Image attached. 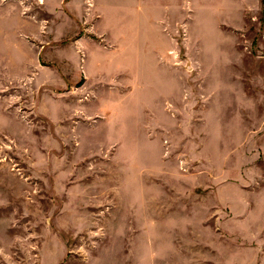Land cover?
<instances>
[{
    "label": "rangeland",
    "instance_id": "374dc122",
    "mask_svg": "<svg viewBox=\"0 0 264 264\" xmlns=\"http://www.w3.org/2000/svg\"><path fill=\"white\" fill-rule=\"evenodd\" d=\"M244 1L149 0L138 73L99 93L68 38L28 36L0 94V264H264V0Z\"/></svg>",
    "mask_w": 264,
    "mask_h": 264
},
{
    "label": "crops",
    "instance_id": "0c3cea01",
    "mask_svg": "<svg viewBox=\"0 0 264 264\" xmlns=\"http://www.w3.org/2000/svg\"><path fill=\"white\" fill-rule=\"evenodd\" d=\"M235 1L242 8L246 6L244 0ZM44 7L52 14H60L61 20L50 18L46 23L44 20L29 23L20 3L0 0V94L9 92L5 88L12 81V62L17 66L19 82L26 77L28 36L49 38L42 29L54 31L55 40L69 39L67 44L73 49L76 65L81 64L82 52L83 93H99L101 79L110 81L124 66L129 67L131 76L137 74L139 58L134 47L154 43L150 16L153 8L149 0H44ZM91 34L100 37L103 44L91 39ZM93 84L94 89L90 90ZM0 105L6 104L3 101ZM73 105L81 103L74 100ZM110 105H118L117 100Z\"/></svg>",
    "mask_w": 264,
    "mask_h": 264
}]
</instances>
